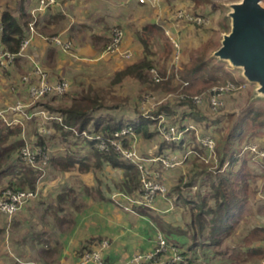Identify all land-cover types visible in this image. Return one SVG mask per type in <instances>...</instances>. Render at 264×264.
Wrapping results in <instances>:
<instances>
[{
	"label": "crops",
	"instance_id": "crops-1",
	"mask_svg": "<svg viewBox=\"0 0 264 264\" xmlns=\"http://www.w3.org/2000/svg\"><path fill=\"white\" fill-rule=\"evenodd\" d=\"M60 3L52 10L36 13L41 35L32 38L31 46L13 64L0 67V113L4 114L0 121L38 122L37 134L31 138H41V146L47 148L53 160L44 174L36 179L33 191L38 194L37 200L24 206L26 208L23 207L12 218L0 212V222L6 220L4 225H0V233L3 234L0 238V259L3 262L0 264H78L83 252L96 249L103 240L109 242L104 252L105 262L120 264L135 254L152 251V239L143 238L141 242L132 236L136 229L144 228L149 217L164 227L165 233L179 249L185 246L191 253L198 246L208 245L201 242L208 228L200 232L193 220L197 212V199L190 201L193 205L188 206L189 201L179 196L183 192L182 188H175V185L181 186L179 183L183 180H178L176 174L188 166L186 164L189 162L186 163L185 159L188 158L192 163L185 177L194 168L195 155L192 149L198 144V137L203 136L197 125V132L188 133L191 143L186 149L173 154L179 160H185L186 164L181 162L164 173L166 187L170 188L169 196H159L153 207L149 208L151 211L135 208L134 212H127L118 207L113 198L123 193L124 175L129 177L132 171L114 168L105 161L97 160L93 149L81 135L78 134V138L70 135L64 138L63 133L49 129L48 121L41 114L50 115L48 111L28 112L32 114V119L28 118L26 109L31 100L28 94L30 84L23 81V77L29 75H32L33 83L40 81L34 74L36 66H40L47 74L49 82L56 83L64 79L72 82L76 73L85 72L91 63L107 56L127 62L126 67L140 62L144 49L140 40L143 28L155 24L162 28V33L167 35L169 32L170 36L178 38L179 30L184 26L174 21L173 13L189 7L195 10V4L190 0H61ZM36 7L37 0H0V52H6L1 45L2 12L11 11L24 24L33 17L32 11ZM113 28L123 30L125 37L121 51L131 52V58L125 59L119 53L105 52ZM29 34L30 37V31ZM52 35L60 36L64 42H72V49L65 51L47 42L46 37ZM18 105L23 106V112L14 111ZM26 126L21 134L24 143L30 142ZM142 140L136 136L135 147H139ZM68 157L74 158V164L67 160ZM156 166L158 163L154 162V170H158ZM134 170L138 173L136 167ZM12 178H0V185H6L0 190H4ZM177 198L179 201L175 202ZM121 200L123 204H129L127 198ZM182 204L186 207L185 212L184 209L180 210ZM184 214L189 219L187 228L192 233L190 246L186 236L174 235L180 227L176 218ZM12 220L13 223H9ZM140 221L144 223L143 226L139 225ZM153 237L156 238V233Z\"/></svg>",
	"mask_w": 264,
	"mask_h": 264
},
{
	"label": "rangeland",
	"instance_id": "rangeland-1",
	"mask_svg": "<svg viewBox=\"0 0 264 264\" xmlns=\"http://www.w3.org/2000/svg\"><path fill=\"white\" fill-rule=\"evenodd\" d=\"M227 4H229V2L219 1V0H212L210 3L204 4L201 9V13H202L201 16H203L207 20V22L203 26H194L193 24L180 22L183 23L184 28H182V30H179L178 38H177L178 43L181 46L179 61L176 60L175 49L172 45V41L170 37L165 34V32L158 34L157 33L146 34L145 35L147 37L146 40L150 41L149 53L147 54V52H145L144 50L145 48L143 47L144 49L142 55L143 58L146 55H148L149 59L153 61L154 68H156L159 74L166 73L167 77L169 78L172 76L173 73L175 72L179 73L180 71L183 70L184 65L189 63L191 53L193 51L199 49L200 47H203L206 48L207 50L206 52L207 61L211 62L215 66H221L222 68H224L234 78L235 82H237L236 84H239L241 86V88L238 91L233 93H228L225 95L224 107L220 112H213L210 108H208L209 110L206 108L207 110L206 116L208 118L207 124H209L208 126L211 127L210 136L214 138L216 144L217 141L225 140L229 136H231V134L234 133L233 130L235 126L241 121V119L250 109L258 110L262 114L260 120L264 122V98L259 97L257 95L256 86L248 83L242 77L241 70L235 69L229 66L228 63L221 62L220 60L213 57L214 52H216L221 46L223 35L228 34L230 32V19L227 17V14L229 12L228 8L226 7ZM192 8L193 7H189L186 10L193 13L195 12V10ZM28 20H29L28 28L30 31V24L31 22L34 21V18L31 16V18H29ZM39 30H40L39 26H35V32L37 33L36 35H41L39 34L40 32ZM52 37L61 38L60 36H55V35L46 38H52ZM47 42L51 43L48 40ZM85 64L87 65V63ZM126 64L127 62L119 61L117 58L110 56L103 57L102 59H100V61H97L96 63H91V65H89V67L86 69L85 72L80 74L76 73L75 74L76 78L72 82H69L67 80L69 84L71 83L70 84L71 87H69V91H67L69 92L68 94H70V96L65 100L63 99L59 100L56 105H64L65 102H69L71 99V95L80 97L83 95V93L84 94L91 93L92 95L96 93L97 95L103 98L106 105L105 108H107L106 110H103L101 112L99 111L96 114L97 117L107 115V116H112L114 118H121L124 120H128L129 118L136 117L138 114L151 116L153 115L154 112H156L161 106L165 105L167 102L179 98L178 96L181 92L180 93L154 92L151 89H149L150 87L149 85L145 86L131 78H126L122 83L118 85H114L113 80L116 74L120 72L122 69H124V67L126 68L127 66ZM29 76L31 77L32 75ZM180 82L181 79L176 80L174 86H176V84ZM228 82H231L229 78L220 80L215 85H212L211 83L207 84L202 81L192 82L188 88V92L186 96H188V98L189 97L193 98L194 96L205 95V93L208 92L210 89L216 86H223ZM201 91L204 92L200 94ZM148 96L154 99L148 101L147 100ZM29 101H30L29 102L30 105L27 106L26 114L28 112L29 113L41 112V110L45 112L47 111L46 109L44 110L42 108L37 109L38 106L36 101H33L32 99ZM48 101L50 100L47 99L41 102H48ZM206 103L207 101L205 100L202 106H204ZM174 109L176 110L177 114L169 122L176 124V122H178L177 121L178 118L179 117L181 118L183 111L182 109H179L177 106ZM28 114H27L28 118L32 119L31 116L32 114L29 115ZM219 119H221L222 121L221 124L218 126L213 125L212 122ZM25 126L27 127L26 129L30 136V140H29L30 142L27 141L26 143H24L21 149L26 145L36 146L37 144L34 143L36 139H32L31 137L33 136L35 137V135L37 134L38 126H39L38 122L31 121L26 123L17 120L13 123L12 120L11 121L6 120V122L0 121V147L14 145L17 140H22L21 134L25 129ZM190 138L191 136L188 137V134L185 135L184 146L187 147L188 145L187 142L192 141ZM161 141L162 139L160 137H157L152 141H146L143 139L139 143V147H135V149L137 153L142 157L147 159H155L154 157L158 156ZM62 145L64 144L62 143ZM247 145L257 147L259 150L264 151V125L258 124L256 126L255 125L253 126L251 125V123H249L245 131L242 133L241 139L238 145H236V148L241 150L243 149V147ZM225 147L227 148V150H229L230 148L229 145H226ZM246 158L249 159V157L247 156ZM185 160L186 163L187 162L189 163L187 164L184 163ZM185 160L183 159L182 161L181 159L179 160L180 164L182 162L188 166L182 168V170L176 174V178L178 180L179 178H185L184 174L192 166L191 165L192 163L190 164L188 158ZM248 161L249 163L246 170L240 172V174L237 175L236 182L238 184V182L240 183L242 179L246 180V182L249 185L247 190L249 200L245 205L241 217L234 224V230L232 234L230 236H225V235L221 236L220 237L221 242L220 244H218L215 243L214 240L208 237L210 236V228L206 229L204 231L203 240L201 239L202 240L201 242L208 245L204 247L198 246L199 248L197 247L196 250H194L191 253H189L188 249L185 246L180 249L181 251L187 254L186 255L187 260H190L192 264H262L263 263L264 260H258L257 258L249 257L247 255V249L245 248L243 243L244 236L252 228H254L255 226H264V161L257 162V160H253L251 158ZM13 162H14V158L11 161V164ZM201 163L211 166V171L213 172V175L215 177L223 173L220 172L219 166L217 164V159H215V157L211 159L208 158V156H206L205 158H201ZM156 167L158 168V170H155V172L157 174L158 173L160 174V178H161L160 172H162L163 174L171 170V169L164 170L160 165V162ZM236 170H238V167L236 168ZM96 171L101 172L102 170H96ZM17 173L18 171L14 170L13 174H17ZM139 177H140L139 172L137 173L136 170H133L132 175H129V177L124 175V184H123L124 191L122 194L115 196L113 198V202L116 203L118 207H121L120 206V203H122L121 198L125 199L129 197L131 198V196H133L134 198L131 199L134 200L139 199L137 194L138 193L137 189L136 191H134V185L136 184V182L139 181L140 179ZM5 186L6 185H0V188H4ZM175 186H176L175 187L176 190H179L180 185H175ZM237 188H239L238 185ZM25 189L28 188L26 187ZM176 190L174 191L176 192ZM181 190L183 192L180 193L179 196L185 197L189 201L188 206H192L193 205L192 202L195 201V199H197L198 202H201L202 200L207 198L209 199L211 205H213L214 203L213 201L210 200V195L212 191L208 184H206L201 189L197 187L195 188L193 187L192 189L182 188ZM169 191L170 188L167 187V194ZM37 197L33 200H37ZM178 201L179 198L175 200V202ZM124 205L129 206L128 204H124ZM134 208H142V210L145 209L150 211L152 210L149 208L146 209V207L139 205L134 206ZM182 209H184L185 212L186 207H184V204L181 205L180 210ZM153 217L156 216H152V218ZM176 219L178 226L180 227L178 228L179 229L178 231L176 230V233H174V235L182 234L183 236H186L188 244L190 246V244L192 243L191 241L192 233L187 228L189 219L185 217V214L184 216L178 215ZM13 221L14 220H12L11 222L9 221V223H13ZM152 221L153 219H151V217H149L148 220H146L147 225L142 223V221H140L139 225L143 226L144 224L145 225L144 228L140 227L139 229H136V232H134V235L132 234V236L138 238L141 242L144 241L143 238L152 239L153 249L155 248L156 245V238L153 237L155 233L156 236L157 234H162V236L165 237L171 244L177 245L176 243L173 242V239L165 233L164 227L162 225ZM5 223L6 220L4 222H0V225H4ZM2 236L3 234L0 233V238ZM2 242L3 244L5 243L6 245L5 241L2 240ZM212 243L213 245H211ZM190 261H187V264H189ZM0 262H3V260L0 259ZM16 264H20V263H16Z\"/></svg>",
	"mask_w": 264,
	"mask_h": 264
},
{
	"label": "trees",
	"instance_id": "trees-1",
	"mask_svg": "<svg viewBox=\"0 0 264 264\" xmlns=\"http://www.w3.org/2000/svg\"><path fill=\"white\" fill-rule=\"evenodd\" d=\"M195 4V15H202L201 9L204 4L210 3L212 0H190ZM227 1L229 3L236 2L238 0H219ZM264 2V0H263ZM50 8L48 10H52ZM25 17V16H24ZM29 19V18H28ZM2 34L1 45L3 48L11 53L18 54L21 49V44L24 38L29 37V20L21 23V21L14 16L9 10H4L1 15ZM194 25V24H193ZM196 26V25H194ZM163 30L160 26L152 24L143 28L140 36L141 43L145 48V52L149 53L150 41L146 40V34L162 33ZM112 34V32H111ZM111 38V37H110ZM111 39L109 40V42ZM206 48L200 47L199 49L191 53L190 61L179 73L175 72L171 77H167L166 73H161V80L155 81L151 74V70L154 68L153 61L146 55L140 62L134 63L122 71L118 72L113 80L114 85L122 83L126 78H131L139 83L147 86L154 92L161 93H180L182 83H187L189 86L192 82L202 81L205 83L217 84L220 80L229 78L232 83L235 82L234 78L221 66H215L211 62L207 61ZM181 79V82L174 86L176 80ZM185 88L183 92L187 94L188 88ZM204 91H201L203 93ZM67 92L64 96L47 95L46 97L36 101L37 109H46L50 116L60 118V120L52 119L48 121V128L54 129L57 132L63 133V137L67 138L69 135L74 137H80L83 132L100 136L103 141H110L112 136L120 131L122 128L131 126L134 129L136 136L152 141L157 137H160L158 131L159 117L162 116L167 120L169 125L177 127L179 130H183L190 123L197 125L200 128V132L203 136L210 135L211 130L209 124H207L208 118L206 116V108L209 105L206 103L204 106H197L193 103L192 99L186 98L182 100L176 98L167 102L161 106L151 117L138 114L136 117L124 120L121 118H114L112 116H99L96 114L107 108L103 98L99 95L91 93H83L80 97H74L71 95L70 104L65 102L64 105H56L59 100L67 99L70 94ZM206 100L208 96H205ZM49 99L48 102H41ZM35 102V103H36ZM177 106L182 109L181 118H178L176 124L170 123L171 119L177 114L174 109ZM209 110V109H208ZM262 114L256 109H250L241 121L235 126L234 133L231 134L225 140H219L216 144V156L217 164L221 175L214 176L211 171V166L201 163L202 156L207 155V151L199 144L193 146L194 168L185 177L186 179L180 182L182 188L192 189L194 186L197 188H203L206 184L209 185L212 193L210 200L213 201V205L210 204L209 199L205 198L201 202H198L194 213V222L198 226V230L202 232L206 228H210V238L220 244L221 236H230L234 230V224L241 217L245 205L249 200L248 196V183L245 179L237 184V175L240 172L246 170L251 158L250 154L242 155V149H237L242 133L246 127L251 125H264L261 121ZM221 119L213 121V125L218 126L221 124ZM77 132V134L74 133ZM79 134V135H78ZM161 138V137H160ZM162 139V138H161ZM100 140L88 141L87 144L93 149L97 160L105 161L114 168L125 169L126 171H133L135 166L128 164L120 159L119 155L115 152L113 147L110 148L109 153H103L98 150V144ZM185 139L179 143L168 142L164 138L161 141L158 156L161 157L165 154L179 153V151L186 149L184 146ZM195 142V140L193 141ZM187 143H191L187 142ZM35 144L42 145L41 138L35 141ZM24 145V141L17 140L14 145L0 147V178L12 176L13 178L8 183L6 188L13 189L15 191H29L35 189L36 179L42 174L35 169L29 167L20 160L21 147ZM125 146H129V140H125ZM229 145L227 150L225 147ZM70 156V155H69ZM249 157V159L246 158ZM14 158V162L11 161ZM68 161L73 163L74 158L68 157ZM50 159V164H51ZM264 160H262L263 162ZM67 167V166H66ZM238 167V170L236 168ZM151 168L154 169V167ZM30 169V170H29ZM14 170H17V174H13ZM236 170V171H235ZM32 173V174H31ZM161 173L160 182L165 186L164 173ZM28 189H25V185ZM237 185L239 188H237ZM180 186V188H181ZM134 187L137 189L138 198L140 196V182H136ZM5 188V189H6ZM179 188V189H180ZM3 190H0V194ZM139 209V208H138ZM218 236V237H217ZM244 246L247 249V255L251 258H257L258 260H264V226H255L252 228L243 240ZM176 246V245H175ZM187 255L185 252H183ZM190 261V260H188ZM189 264H192L189 262Z\"/></svg>",
	"mask_w": 264,
	"mask_h": 264
},
{
	"label": "built area",
	"instance_id": "built-area-1",
	"mask_svg": "<svg viewBox=\"0 0 264 264\" xmlns=\"http://www.w3.org/2000/svg\"><path fill=\"white\" fill-rule=\"evenodd\" d=\"M61 0H37V7L32 11L34 21L30 24L31 36L24 38L21 44V49L18 54H11L9 52H0V67H8L15 62L19 56H23L24 52L30 46L32 38L37 34L35 32V26H37V15L38 12L46 11L50 8H55L60 6ZM174 21L179 24L180 22H185L188 24H194L196 26H203L206 24L207 20L201 15H195L186 9L178 10L173 15ZM2 30V27H1ZM167 35L172 41V45L175 49L176 60L179 61L181 46L178 43V39ZM125 34L122 29L114 28L111 34V41L106 47V53L115 54L119 53L125 59L132 57V53L129 51L122 52L121 46L124 40ZM52 44H55L65 51H70L72 49V42H64L59 37L46 38ZM34 74L40 78L37 83L32 82L30 76L23 77V81L29 83L28 94L33 101L40 100L47 95H57L63 96L67 93L69 89V83L67 80H61L56 83H51L47 80V74L42 70L40 66L34 68ZM151 74L156 82L161 80L160 74L156 69L151 70ZM189 84L182 83L181 93L179 98L185 100L188 98L183 92ZM241 88L239 84L228 82L223 86H216L205 93L208 96L207 100L201 96H194L192 99L193 103L202 106L207 101L209 108L213 112H220L224 107V97L228 93H233ZM154 99L150 96L147 100ZM14 111H24L23 106L18 105L14 108ZM44 118L49 121L52 119L60 120L44 112H41ZM147 117H151L148 115ZM0 118H4V114L0 113ZM158 124V131L163 136V138L168 142L179 143L182 141L186 134L195 131L197 128L195 125L188 124L185 129L179 130L177 127L169 125L165 118L160 116ZM77 133V132H76ZM83 138L88 141L100 140L98 144V150L103 153H109L110 148L113 147L115 152L119 155L120 159L124 162L135 166L140 175V196L139 199H128L129 206L120 203V206L127 212H134V206L139 205L146 208H152L154 202L159 196H165L167 194V187L160 182V174L156 173L151 165L159 163L164 170H169L177 167L180 162L179 158L173 154H165L161 157L155 159H147L139 155L135 149L134 141L136 140V135L134 129L131 126L122 128L120 131L116 132L110 141H103L100 136L94 134H89L83 132L81 134ZM125 140H129L130 145L125 146ZM198 144L207 151L208 158L217 159L216 156V141L210 135L199 136ZM250 154L251 159L257 160V162H262L264 160V151L259 150L257 147L247 145L242 149V155ZM206 156H202L205 158ZM20 160L28 165L29 167L40 172L42 175L50 166V155L45 146L40 145H26L21 149ZM41 175V176H42ZM36 191H15L13 189L6 188L0 194V212L6 215L8 218H12L16 215L27 203L37 197ZM109 247V242L107 240L101 241L96 249L85 251L81 254V258L78 264H107L104 259V252ZM187 257L177 246L171 244L162 234H157L156 245L152 251L145 254H135L130 260L124 261L120 264H187ZM264 264V261L263 263Z\"/></svg>",
	"mask_w": 264,
	"mask_h": 264
},
{
	"label": "water",
	"instance_id": "water-1",
	"mask_svg": "<svg viewBox=\"0 0 264 264\" xmlns=\"http://www.w3.org/2000/svg\"><path fill=\"white\" fill-rule=\"evenodd\" d=\"M230 32L223 35L213 57L242 71L264 98V6L263 0H239L226 5Z\"/></svg>",
	"mask_w": 264,
	"mask_h": 264
},
{
	"label": "bare ground",
	"instance_id": "bare-ground-1",
	"mask_svg": "<svg viewBox=\"0 0 264 264\" xmlns=\"http://www.w3.org/2000/svg\"><path fill=\"white\" fill-rule=\"evenodd\" d=\"M264 6V5H263Z\"/></svg>",
	"mask_w": 264,
	"mask_h": 264
}]
</instances>
